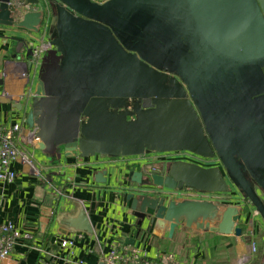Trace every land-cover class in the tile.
Instances as JSON below:
<instances>
[{"label":"water","instance_id":"95a60500","mask_svg":"<svg viewBox=\"0 0 264 264\" xmlns=\"http://www.w3.org/2000/svg\"><path fill=\"white\" fill-rule=\"evenodd\" d=\"M0 25L49 33L36 89L16 106L47 156L218 157L132 170L138 234L243 233L242 206L171 196L183 189L236 188L264 221V0H0ZM70 225L92 231L84 210Z\"/></svg>","mask_w":264,"mask_h":264},{"label":"crops","instance_id":"0c3cea01","mask_svg":"<svg viewBox=\"0 0 264 264\" xmlns=\"http://www.w3.org/2000/svg\"><path fill=\"white\" fill-rule=\"evenodd\" d=\"M39 37L48 38L49 33L45 29L33 33L0 25V117L8 123L26 118L25 111L16 106L19 100L28 101L34 93L38 71L30 66L29 80L16 78L12 73L4 79L6 61L13 59L10 52L25 60L28 49ZM4 87L11 96L2 95ZM36 158L44 167L45 179H38L14 164L15 180L0 185V224L11 222L34 234L33 240L20 241L10 256L0 259V264H42L45 254L36 246L43 247L47 257H54L56 263L64 264L67 251L60 242L66 237L76 238V254L86 264H101L98 247L107 252L114 244L127 245L150 258L173 254L179 264H264V221L260 215L249 218L254 206L236 188L217 203L245 205L238 223L243 228L240 236L180 225L171 238L167 233L158 237L146 231L148 223L138 234L137 217L130 207L131 201L126 199L137 188L129 180L130 172L143 169L145 162L134 167L132 158H81L77 153L58 160L41 150L36 152ZM98 172H106V182L96 181ZM49 183L61 187L63 194L55 195ZM81 210L90 221V233L70 225ZM128 239H135V243H126ZM252 242L257 244L256 252Z\"/></svg>","mask_w":264,"mask_h":264},{"label":"built area","instance_id":"2783aa9c","mask_svg":"<svg viewBox=\"0 0 264 264\" xmlns=\"http://www.w3.org/2000/svg\"><path fill=\"white\" fill-rule=\"evenodd\" d=\"M36 8L37 7L35 5L27 4L24 6L25 10H34ZM52 48L53 45L48 38H37V42L33 43L31 46V54L26 56L25 60H16L13 58L6 61L5 68L3 70L4 79L12 73L16 78L29 80L30 66L34 67L39 72L38 69L42 62V58L46 52ZM2 95L8 97L11 96L5 87ZM19 102L26 103L27 101L19 100L18 103ZM39 140L37 128L30 127L26 122V118L17 122L8 123L0 117V185L2 183L12 182L15 180L17 171L14 169V164L21 165L26 172L38 179H45L43 171L44 167L36 158V152L40 150ZM155 157L159 159V161L168 160L167 158L170 157L172 159H180L207 167L213 166L215 162H220L219 159L205 158L189 151L170 152L164 155L157 153ZM129 158L135 157H128L127 159ZM48 185L49 188L53 190L55 195L63 194L61 187H57L52 183H49ZM224 194L225 193L198 192L194 189H183L181 191L174 192L171 196L173 198H192L219 202L223 199ZM241 206L243 209L245 208L244 204ZM257 215L260 214L254 207L249 218ZM249 221L250 224L253 223V219ZM251 231L253 232V230ZM33 239L34 234L32 232H25L14 226L11 222L1 223L0 259H5L10 256L20 241ZM76 242V238L73 237H66L61 240V248L64 251H67L64 264H86L84 258L78 257L76 254ZM251 246L253 252H256V242H252ZM36 249L45 254L42 264H58L54 261V257L52 259L47 257L48 253L43 247L36 246ZM98 254L101 264H179L173 254L150 258L148 256L139 255L132 248L123 244H114L107 252L103 247L99 246Z\"/></svg>","mask_w":264,"mask_h":264},{"label":"flooded vegetation","instance_id":"af4514ba","mask_svg":"<svg viewBox=\"0 0 264 264\" xmlns=\"http://www.w3.org/2000/svg\"><path fill=\"white\" fill-rule=\"evenodd\" d=\"M30 99H31V97L28 99V101H30ZM26 113V118H27V112H25ZM157 153H160V154H162V155H164V154H168V153H170V152H163V153H161V152H151V153H149V154H146V155H143V156H145V158H146V162L144 163V165H145V167L144 168H149V169H151V170H153V169H157V170H160L162 167H163V165L166 163V164H169V163H171V162H174V161H181L180 159H172V158H170V157H168L167 159L168 160H163V161H159L158 160V162H156V164H154V162H153V157H155L156 156V154ZM169 156V155H168ZM156 158V157H155ZM166 158V157H165ZM215 159L216 160H218V157H215ZM183 161V160H182ZM221 164V163H220ZM220 164H219V162H215L214 164H213V166H220Z\"/></svg>","mask_w":264,"mask_h":264},{"label":"rangeland","instance_id":"374dc122","mask_svg":"<svg viewBox=\"0 0 264 264\" xmlns=\"http://www.w3.org/2000/svg\"><path fill=\"white\" fill-rule=\"evenodd\" d=\"M10 54H11V56L10 57H13V58H15L16 60H23V57L21 56V55H17V53L15 52H10ZM14 54V55H13ZM154 159H153V162H154V164H156V162H158V160L159 159H157V158H155V157H153ZM146 160V158H145V156L143 157H136V158H132V163H131V165H133L134 167H136L137 165H139V163H141V162H146L145 161ZM131 161V160H130ZM219 164H220V162H219ZM221 165V164H220ZM139 167V166H138Z\"/></svg>","mask_w":264,"mask_h":264}]
</instances>
